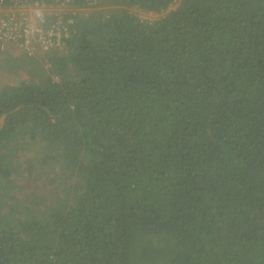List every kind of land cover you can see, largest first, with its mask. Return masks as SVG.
<instances>
[{
	"label": "trees",
	"instance_id": "16d2710c",
	"mask_svg": "<svg viewBox=\"0 0 264 264\" xmlns=\"http://www.w3.org/2000/svg\"><path fill=\"white\" fill-rule=\"evenodd\" d=\"M87 1L0 39V264H264V0Z\"/></svg>",
	"mask_w": 264,
	"mask_h": 264
},
{
	"label": "built area",
	"instance_id": "2783aa9c",
	"mask_svg": "<svg viewBox=\"0 0 264 264\" xmlns=\"http://www.w3.org/2000/svg\"><path fill=\"white\" fill-rule=\"evenodd\" d=\"M73 1L0 0V39L10 40L27 52H32L36 45L44 49L51 46L62 47V38L69 34V28L65 24L69 18L64 16L77 10L72 5ZM96 1H87L80 10L87 12L89 4L96 7ZM46 16L52 17L48 28L42 24Z\"/></svg>",
	"mask_w": 264,
	"mask_h": 264
},
{
	"label": "rangeland",
	"instance_id": "374dc122",
	"mask_svg": "<svg viewBox=\"0 0 264 264\" xmlns=\"http://www.w3.org/2000/svg\"><path fill=\"white\" fill-rule=\"evenodd\" d=\"M174 4H177V2L174 3ZM89 7H90V9H89ZM89 7H87V10L88 9L89 10L87 12H85V14H89V12L90 11H94L95 8L97 10L100 9L99 8L100 6H98V7H92V5H90V4H89ZM172 7H173V5H172ZM129 11H131L132 14H134L135 16H137L138 18H140L141 20H145V21H154V20H157V19H159L161 16H163L166 13V10H163V11H159L158 12V11H154V10L143 9V7L136 6V5H133V6L129 7ZM4 42H5V49H7V50H11L12 51V50L15 49V52H17V53H21V51H23V49L18 48V45L17 44H14L10 40H6ZM2 47H3V45H2ZM1 48H0V50H1ZM66 48H67V45H66ZM43 50H45V49L43 48ZM51 50L55 52L56 50H61V49H59L57 46H52ZM24 77H26V76L25 75H22L21 76V78H24ZM3 119H4V115H1L0 116V124L3 122Z\"/></svg>",
	"mask_w": 264,
	"mask_h": 264
}]
</instances>
